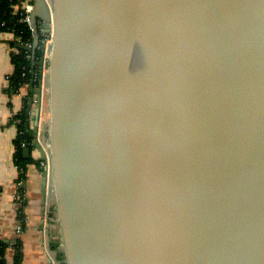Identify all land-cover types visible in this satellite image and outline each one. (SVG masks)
<instances>
[{"label": "water", "instance_id": "95a60500", "mask_svg": "<svg viewBox=\"0 0 264 264\" xmlns=\"http://www.w3.org/2000/svg\"><path fill=\"white\" fill-rule=\"evenodd\" d=\"M31 27L65 264H264V0H33Z\"/></svg>", "mask_w": 264, "mask_h": 264}, {"label": "crops", "instance_id": "0c3cea01", "mask_svg": "<svg viewBox=\"0 0 264 264\" xmlns=\"http://www.w3.org/2000/svg\"><path fill=\"white\" fill-rule=\"evenodd\" d=\"M12 41L13 36L8 31H0V239L8 242L5 253L8 264H13L16 242L21 245L20 264H55L54 259L58 260L60 252L58 245H55L59 234L51 218V191H43L42 188V165L29 162L25 178L20 179L14 160L17 128L10 121V116L20 105L18 99L6 89L7 76L13 71L10 55L18 49L12 45ZM39 156L38 150L31 148V157L37 160ZM18 182L21 185L18 186ZM18 192L25 196L23 202L16 200L15 194ZM20 210L26 217V223L24 231L18 234L15 226Z\"/></svg>", "mask_w": 264, "mask_h": 264}, {"label": "trees", "instance_id": "16d2710c", "mask_svg": "<svg viewBox=\"0 0 264 264\" xmlns=\"http://www.w3.org/2000/svg\"><path fill=\"white\" fill-rule=\"evenodd\" d=\"M20 1L21 0H0V30H12L14 33L21 35L24 41L32 42L31 31L25 24L18 22V16L14 13L16 5L19 4ZM15 44V41H12V45L16 46ZM27 54L28 52L26 50L18 48L10 55L11 62L13 64V71L8 77L9 87L6 89L9 93L16 92L17 89L24 83L31 84L30 81L33 78V72H37L35 61L38 60V58L41 56V53L39 51L36 52V58L33 60V65L32 59L30 57L28 58ZM33 84L34 86L39 85L38 74H36L35 78L33 79ZM27 107L28 103H24L22 110L11 120V122L15 123L17 128V134L14 140V160L20 179L25 178L26 166L29 162H36L37 164H40V160L38 159L34 160V158L31 156L28 158L23 156L24 147L21 146V142H26V146H32V136L30 134L29 123L27 122ZM24 217L25 215L20 210L18 218L23 219ZM24 224L25 223L23 222V225ZM7 246L8 242L0 239V264H8L5 258ZM14 249L15 255L13 257V264H20L22 259L21 245L16 242ZM58 260L61 262V264H65L63 252H59Z\"/></svg>", "mask_w": 264, "mask_h": 264}, {"label": "built area", "instance_id": "2783aa9c", "mask_svg": "<svg viewBox=\"0 0 264 264\" xmlns=\"http://www.w3.org/2000/svg\"><path fill=\"white\" fill-rule=\"evenodd\" d=\"M32 11H33V0H21L20 3L16 5L14 13H15V15L18 16V22L25 24L27 26V28L31 31L32 38H33V32H32V27H31ZM0 31H2V30H0ZM6 31H8L13 36V41H15L16 44L31 47L32 42L24 41L22 39L21 35L14 33V31H12V30H6ZM43 39H44V51L42 53L43 64H42V68H41L40 81H39V86L41 88L42 97H44V94H45V83H44V81L46 79V75L48 72V61H49V56H50V50H49L48 46L51 44V37H50V35H46L45 37H43ZM27 52H28L27 57L28 58L30 57L32 59V65H33L34 63H33L32 53L29 51H27ZM9 75L7 76V80H8ZM35 76H36V72H33L32 80L35 78ZM8 87H9V81H8L7 88ZM30 87H31L30 84L24 83L17 89L16 92L10 93L11 95H13V97L18 99L19 105H20V107H18L17 109L12 111L11 116H10V121L12 120V118H14L22 110L24 103H28L26 113H27V122L29 123V127L31 126V122L33 119V113H34L33 105L29 106V102H30L31 97H32V96H29ZM43 113H44V111L41 107V112H40V121L41 122H42ZM21 146L26 147V142H21ZM42 149L44 150V159L40 160V164L42 166L46 167L47 175H49L50 174V168H49L50 147L47 143L46 144L44 143L42 145ZM19 184L21 185V182H18V186H19ZM15 198L19 202H23L25 200V196L21 192L16 193ZM23 222L26 223V217H24L23 219H18V222L16 223L15 230L18 234H20L24 231ZM58 247L61 248L60 245Z\"/></svg>", "mask_w": 264, "mask_h": 264}, {"label": "rangeland", "instance_id": "374dc122", "mask_svg": "<svg viewBox=\"0 0 264 264\" xmlns=\"http://www.w3.org/2000/svg\"><path fill=\"white\" fill-rule=\"evenodd\" d=\"M29 96H31V93L29 94ZM41 107H42V109L44 111L43 116H42V122H43L45 128L48 129V126L46 124V121L48 120L49 109H48V95H47L46 87H45L44 97H42V105H41ZM46 133H47V131H46ZM50 196H51V203H52L51 218L52 219H55V208H54V203H53L54 202V197H53V193L52 192H50ZM53 224L54 225H57L55 220H53ZM58 234H59V239H60L59 228H58ZM59 251L62 252V249L59 248Z\"/></svg>", "mask_w": 264, "mask_h": 264}]
</instances>
